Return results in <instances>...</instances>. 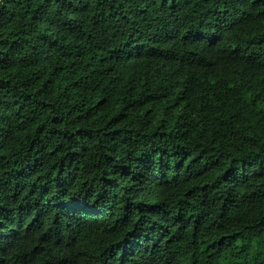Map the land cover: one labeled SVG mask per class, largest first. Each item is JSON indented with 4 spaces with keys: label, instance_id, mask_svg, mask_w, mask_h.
<instances>
[{
    "label": "trees",
    "instance_id": "16d2710c",
    "mask_svg": "<svg viewBox=\"0 0 264 264\" xmlns=\"http://www.w3.org/2000/svg\"><path fill=\"white\" fill-rule=\"evenodd\" d=\"M0 264H264V0H0Z\"/></svg>",
    "mask_w": 264,
    "mask_h": 264
}]
</instances>
